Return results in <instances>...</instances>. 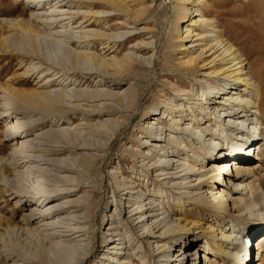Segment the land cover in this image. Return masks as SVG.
Segmentation results:
<instances>
[{"label": "bare ground", "instance_id": "1", "mask_svg": "<svg viewBox=\"0 0 264 264\" xmlns=\"http://www.w3.org/2000/svg\"><path fill=\"white\" fill-rule=\"evenodd\" d=\"M175 1L174 17L167 38L171 46H174L175 39H178L177 46L180 47L182 53H185L184 58L179 56L175 59L177 66L182 67L185 72L192 73L200 63L203 68L201 75L206 76L213 82V85L207 89L200 87V93L199 90L184 92L181 98L166 102L165 105L155 101L151 110L142 113V122L138 131L140 135L137 138L138 144L135 148L128 149L132 160L127 165L131 170L129 174H124L118 167L113 171L112 177L116 187L112 189L113 198L104 203L105 207L109 209L103 215L102 224H104L103 228L107 225L106 231L108 232L104 235L103 241L106 250L101 253L99 264H104L105 261H109L111 264H127V262L150 264V261L155 262L152 264H158L156 259L162 262L160 264H170L169 260L173 256L170 248L173 246L178 247L177 252L182 251L175 254L176 256L174 255L175 258L171 260L172 264H187L188 255L200 250L204 252V264H211L210 256L218 250L227 251L228 248L227 256L223 259L219 258L218 264L226 262H231L230 264H248V262L264 264V232L254 239L256 242L254 246L255 258H248L250 256L248 243L260 228H264V221L261 223L257 219H252V222L247 226L236 228L233 223L235 219L230 218L229 223L233 228L231 231H229L230 227L220 225L214 227L212 223H209L208 228L217 229V234H219L217 240H212L198 231L188 233L196 226L192 228L188 223V218L181 215L185 207L189 206V203L186 206L185 202L192 201L191 205H195L197 210L202 209L199 203H203L212 207V218L220 223V220L224 219V215L219 210L227 207L228 197L237 194L232 197L231 204L238 207L241 203L242 206L238 212L244 213L242 218L245 220L241 219L240 221L248 223L251 220L249 218L255 214L254 206L257 204L256 189L262 187L263 183L259 181L258 186L255 187L252 179L247 180L250 175H254V168L260 166L258 161L255 162V166H251V160L256 154L251 153L250 150L252 146L258 147L257 152L262 154L264 136L261 135L259 140L252 142L250 147L249 143L255 135V129L261 124H257V118H255L256 121L249 122L247 125L245 123L249 114L255 116L256 113L264 111V103L252 99L245 102L243 96L249 94L256 100L257 97L263 98L264 92L259 85L255 84L254 74L245 69L248 62L241 51L222 35L221 28L216 27L218 21L207 17L205 12L198 7L197 4L202 0ZM24 3L31 9L29 15L34 19L35 26L31 22L29 24L28 22L8 21L7 28L9 30L3 33L0 29V42L5 44L8 49L23 54L27 53L26 55L32 59L36 58L37 62H34L36 65L28 62L24 73L27 76L41 77L39 81L42 80L43 89L23 90L8 85L2 87L0 118L5 122L3 135L7 141H12L15 145L19 140V145L13 146L12 161L8 164L12 165V169L17 172L18 177L22 176L29 181L28 186L18 181H16L18 185L13 184L15 182L9 183L13 189L5 188V191L12 198H16L15 203H20L17 210H28L22 216L25 225L32 221H39L43 228L39 231L35 230L37 245L27 249L25 242L20 239L21 236H24L22 225L15 223L14 219L0 217V222H5L4 231L8 239L4 238L5 244L10 240L15 248L12 250V245H5V255L0 257V264H54L49 255L52 243L51 241L46 243L43 238L50 239V235H54L53 233L56 231L61 237H64L63 242L72 241L75 243L79 241L76 244L82 251H78L73 256V262L74 264H83L93 251L96 231L92 225L90 226V223L97 211L91 210L92 199L90 200L89 197L84 195H80L82 199L74 197L80 190V184L83 181L79 180L81 177L74 178L69 172L82 166L90 159L91 161L97 159L99 154L90 153V151L105 148L111 143L115 134H118V131L125 130L129 123L135 120L134 111L140 97L138 88L133 84L127 85L117 93L97 89H76L75 86L79 85L82 79L86 81L91 78L92 74H97L103 81L120 83L119 76L126 71L129 72L135 60L130 53L118 56L114 50L117 47L116 42L123 43L130 37V34L119 39L125 34L106 31L105 27L108 26V21L110 22L109 17L116 14L123 16L125 22L130 20L136 23L145 14L146 9L139 4L138 0H24ZM45 4H51L49 5L52 7L50 11L55 13L41 14L40 11H37ZM96 6L105 8L97 10ZM105 9L110 10L111 13L107 14ZM79 15L81 16L79 24L76 25L79 29L73 31L71 24ZM83 23H85L84 26L91 23L96 24L97 28L82 30L80 25ZM118 23H120L119 20H115L109 25ZM57 24H59V29ZM144 29L146 28L144 27ZM50 38L64 40L70 44L77 41L82 44L84 49L74 50L65 45L63 46L65 53L62 62L48 64L43 62L44 59L42 60L43 57L38 46L41 42L47 41L45 39ZM95 43L99 44L100 49H111V52L114 51V53L106 57L103 53L99 54L90 50ZM139 43L143 47L138 48V51L146 48L150 50L149 56L152 63L156 55L155 42L140 41ZM192 46L197 47L193 49ZM42 74L43 76H41ZM197 77H194L196 82L199 80ZM97 78L96 76L92 77V79ZM214 78H219L222 82L215 83L212 80ZM48 83L50 85L56 83L61 86L48 89L50 86ZM69 85H73V87L68 88ZM104 97L113 98L116 106L111 105L116 113H120V118H109L98 123H91L90 119H84L79 123L83 126L76 128L78 131L75 128L74 130L73 128L70 130L58 128L64 121L74 122L71 121L72 116L68 115V112H73L78 106H82L79 100L92 101ZM65 101L68 104L64 103ZM234 102L238 105L235 106ZM104 103L99 100L96 102V106L102 109L106 106ZM204 107L208 110H205ZM30 113L40 114L39 116L44 113H54L56 114L55 119L58 118L57 120H61V122L59 124L58 121L54 122L56 128L50 126L40 131L39 134H42V137L29 138L27 136L33 129L34 122L28 117ZM175 113L178 117H174ZM184 116H189V118L182 121L185 119ZM12 118H14L13 121ZM38 118L40 120V117ZM166 118L170 123H164V127L168 128L160 127ZM225 118H228L227 121ZM228 130L235 131L234 135L226 137ZM223 132L226 134L223 135ZM206 133L210 134L212 140L206 142ZM44 141L46 145H49L48 148L37 149L36 147L43 145ZM58 143L62 144L58 145ZM138 146L145 148L140 149ZM31 150L36 151L37 155H32ZM51 153L70 154L71 158L66 161L51 159V157L39 158L43 155L50 156ZM9 154L11 156V153ZM139 157L141 163H136ZM5 160L6 158L0 156L2 178L6 169ZM21 163H33V165H26L25 172L16 170V166ZM42 163L48 166L53 164V167L40 168ZM73 163H75L74 166ZM232 163L238 165L229 170ZM76 173L80 176L79 172ZM117 173L122 175L120 181ZM47 176L53 177L54 183L50 184V181H44L43 178ZM60 177L63 179L59 180ZM3 180L6 182V178ZM62 180L64 186L55 184ZM219 182H221V190L216 193L212 192L208 184H219ZM224 186L229 188L225 189ZM203 187H205L204 190H202ZM248 192L250 197L246 199L245 196ZM262 194L264 201V191ZM112 205L116 212L112 210L108 214ZM70 207H75V209L69 211ZM54 216L56 218L51 219ZM75 217L78 219L74 220ZM59 219H64V222H60ZM72 221H75L73 224L76 223L77 226H71L70 222ZM53 224L54 227H50ZM123 226L130 232L135 244L139 242V247L137 245L134 248L135 244H132L131 238L125 239L127 233L125 235L124 232H121ZM18 229L21 230L18 231ZM27 230L28 233L25 232V236L29 234L32 237L34 234L32 228ZM5 235L2 232V236ZM79 236L81 237L78 238ZM225 242L227 246L223 249ZM72 243L69 245H74ZM150 245L151 249L148 248ZM190 245L196 246L188 249L189 253H185L184 250ZM137 248L142 249V256L139 255ZM70 249L63 243L61 247L58 246L56 255L61 256L62 259H59L57 264H69V257L63 256L61 251L71 255ZM146 255L148 258H145ZM185 258H187L186 262H184ZM195 260V257L192 258L190 264H194ZM70 264L72 263L70 262Z\"/></svg>", "mask_w": 264, "mask_h": 264}, {"label": "rangeland", "instance_id": "2", "mask_svg": "<svg viewBox=\"0 0 264 264\" xmlns=\"http://www.w3.org/2000/svg\"><path fill=\"white\" fill-rule=\"evenodd\" d=\"M138 2L141 6H143L146 9L145 14L141 17L140 20H138L136 23H133L130 20H127L126 21L127 23H126L123 16L116 14V15H111L109 17L108 20H110V22L108 21L107 23L108 26L105 27L106 31L121 32L125 34L123 37H120L119 39L125 38L127 35L130 34V37L126 39L123 43L117 41L116 42L117 47L116 48L113 47V48H115L114 51L117 53L118 56L122 55L123 53H130L133 56V59L135 61L132 63L133 64L132 69H130L129 72L126 71L123 73V75L119 76V80H120L119 84H117L115 81H107V80L103 81V79H101L97 74H92L91 75L92 77L96 76L98 77L97 79H100V80L92 79V77L87 79L86 81L82 79L79 85L75 86L76 89H85V90L86 89L87 90L97 89V90H102V91L106 90V91H111L112 93H117L119 90L125 88L127 85L133 84L138 88L139 97H140L138 106L136 110L134 111V115H136L135 120L129 123L128 127L125 130L118 131V134H115L111 143L107 145L105 148H103L102 150H91L90 151V153L93 152L94 154H99L97 159H95L94 161H91L90 159V161L85 162V164H83L82 166H78V168H76L77 170L75 169L72 172H69L70 175H72L74 178L79 179V177H81L82 179L80 178L79 180L83 181L80 184L81 185L80 190L74 195V197H77L79 199H82V196L80 197V195L89 197L90 200L92 199L91 207H90L91 210L97 211L94 215L93 220L90 223V226L92 225V227L96 231V238H95L93 251L91 252L89 257L85 259V262L83 264H99L101 253L106 250V247H104L105 242L103 240H104V235L108 231H106L107 225L103 228L104 224H102V218L109 208H106L104 203L109 202L113 198L112 189L116 187V183L114 182V178L112 177L113 171L117 170V167H118L122 169L124 174H129V171L131 170L127 165V163H130L132 160L131 159L132 157L130 156L128 149L130 147L135 148V146L138 144L137 138H138V135H140V132L138 131L140 130V124L142 122L141 120L142 113L145 111H148L149 109L151 110L153 108L155 101H157L161 105H165L166 102H169V101L172 102L173 100L175 101L181 98L184 92L185 93L194 92V91L197 92V90H199L200 87L201 88L205 87L207 89L209 87H212L213 85V82L208 80L206 76L201 75L203 68L200 66V63L197 64L195 71L192 73L185 72L183 71L182 67L177 66V61L175 59L179 56L181 58H184L185 53H182V50H180V47L177 46L178 39H175V42L173 44L174 46H171L167 38V34L169 32L172 19L174 17V9H175L176 1L175 0H138ZM49 5L51 4H45L41 6V8H39L37 11H40L41 14L42 13L51 14L52 11H50V8L52 7H50ZM197 5L202 11L205 12V15L207 17H210L212 19L214 18L216 19V21H218V23H216V27L221 28L222 35H224L228 39V41L232 43L234 47L238 48L239 51H241L243 56L246 58V61L248 62L245 65L246 66L245 69L247 70V72L251 71L254 74V77H255L254 80H256L255 84L259 85L261 90L264 92V0H202ZM96 8L97 10H100V9H104L105 7L102 8V7L96 6ZM30 10L31 9L25 5L24 0H0V29L3 31V33H5L6 30H9L7 28L8 21H16L20 23L28 22L29 24L31 22V24L35 26L34 21H33L34 19L31 18L29 15ZM105 11L107 14L111 13V11L108 9H105ZM54 13L55 12H52V14ZM80 17L81 16L79 15V17L75 19V22L71 24V27H73L72 29L73 31H77L79 29L78 27H76V25L79 24ZM115 20H119L120 23L109 25L111 22H115ZM84 24L85 23L80 25L82 30H87L88 28H94V29L97 28V25L93 23L86 25V26H84ZM56 26L58 28L59 24H57ZM143 26L146 29H144ZM45 40L47 41L41 42L38 47L43 57L42 60L44 59L43 62H46L48 64L50 63L55 64V63L62 62L64 53H65V49L63 46L65 45L68 48L70 47L71 49H74V50L84 49L82 47V44H79V42L77 41H73L72 44H70V42H65L64 40L63 41L54 40L51 38L45 39ZM140 41H143L145 43L155 42L156 55L152 63L150 62L151 57L149 56L150 50H148V48L142 51H138V48L143 47V45L139 43ZM196 47L197 46H194V47L192 46L191 48L195 49ZM90 50H94L95 52L99 54L103 53L106 57H109L110 54L114 53V51L111 52V49L109 50L100 49V46L98 43H95L92 46V48H90ZM26 54L27 53L23 54L21 52L14 51L12 49H8L7 46H5V44L3 45L0 42V103H2L1 101L3 98L2 97V93H3L2 87L5 85H8L9 87H12V88L23 89V90H35V89L42 90L43 89V86L41 84L42 80L39 81L41 77L37 78L35 75L27 76L24 73V68L28 64V62L30 63L37 62L35 60L36 58L35 59L29 58V56ZM31 57H34V56H31ZM37 65H40V64L37 63ZM51 70L52 68L50 69V71ZM80 70H82V68H80ZM83 71L85 70L83 69ZM192 75L194 77L198 76L197 78H199V80L196 82ZM41 76H43V74ZM212 80L215 81V83L222 82L220 81L219 78H214ZM48 84L50 85V83ZM120 85H121V88H119ZM60 86H61L60 84L56 85V83H51V85L48 86V89H55L57 87L59 88ZM67 87L72 88L73 85H69ZM199 93H200V90H199ZM243 97H244L243 101L245 102H248L252 99L257 102L263 101L264 103V97L263 98L257 97L256 100L253 96L249 94H244ZM104 98L99 99L100 102H105L104 105L106 106L109 104V106L107 107H111V108H107L105 106V107H102V109H99L96 106V102L99 100H92V101L79 100V103H81L82 106H78L77 108L78 110L76 109L73 112L71 111L68 112L69 113L68 115L72 116L71 121L73 120L74 122L70 123V121H64V123L62 125H59L58 128L69 129V130L72 128L74 130L75 128V130L78 131V129L76 128H81L83 126V124H79V123H81L82 120L84 121V119H88V120L90 119L91 123L93 122L98 123V122H101L102 120H107L109 118H112V119H116V117L120 118V113H116L115 112L116 110H114L113 105L116 106V104L113 98L111 99L106 98V97ZM64 103H66V101ZM234 104L235 106L238 105L236 102H234ZM204 109L208 110L205 107ZM39 115L40 114H33V113L28 114V117H30L29 119L31 120L33 119V121L36 122V123L33 122L32 126H33V129L35 130L32 129L29 132L27 136L29 138L34 137V136L42 137V134H39L40 131H42L43 129H47L50 126H52V128H56V124L54 123L58 121L57 120L58 118L55 119L56 114L44 113L43 114L44 116L43 115L39 116ZM36 116L37 118H35ZM38 117H40V120ZM41 117H44V118H41ZM174 117H178L177 113H175ZM183 118L185 119H182V121L183 120L186 121L187 120L186 118H189V116H184ZM255 118H257V124L259 123L261 124L260 127H258V128H261L260 131H258V134H261L262 136H264V111L256 113L255 116L253 114H249L246 117L247 120L245 124L247 125V123L249 122L256 121ZM35 119H38V120L35 121ZM225 119H226L225 121H227L228 118H225ZM11 120L13 121L14 118H12ZM60 122L61 120L58 121V124ZM164 123L169 124L170 121L166 118L164 122L160 124V127L162 126V128H168L167 126L164 127ZM4 124L5 122L3 121L2 118H0V156L6 158L5 160L6 169L4 170L5 171L4 176L6 178V182L3 180L5 179L4 176L2 178L3 174L0 173V217H2L3 219L5 218L14 219V222L20 226L22 225L21 227L23 229L32 228V232H34L32 237L29 234L25 236V234L28 233L27 229L26 230L22 229V233L24 236L20 237V239L23 240L22 242H25L26 248L30 249L31 247L33 248L34 245H37V240L35 239V232L37 230L39 231L43 227L40 225L41 222L39 223V221H36V222L32 221L30 224L25 225V221L23 220L22 216L23 214L25 215L28 212V210L27 209L26 210L24 209L22 211L17 210L20 203H15L16 198H12L11 195H9L7 191H5V188H12L10 184L13 182H15L13 183L15 185H18L16 183V181H18V182L24 183L23 185L28 186L29 181L28 179L25 180L22 176L18 177L16 175L17 172L12 169V165L8 164V162L12 161V151H13L12 149L15 144L12 141H7V139L4 138V135H3V132H5ZM34 124L38 126H35ZM245 126H244V129H245ZM256 130L257 129H255V131ZM35 133H37L38 135L37 134L35 135ZM226 133H227L226 137H228V136L234 135L235 131L228 130ZM226 133L223 132V135H225ZM174 135H177V133H174ZM205 138H206V142L209 140H212L210 134H207V133H206ZM33 141L35 142V138L33 139ZM37 142L39 143L40 139ZM44 142H42L43 145H39L36 148L37 149L48 148L49 145H46V142L45 143ZM60 144L62 143H58V145ZM18 145H19V140L15 146H18ZM249 146L251 147V144ZM254 146H257V145H254ZM1 148H4V149L1 150ZM138 148L143 149L145 147L138 146ZM257 148L256 147L254 148L252 146V149L250 150L251 153L254 152V154H256V156H254V158L251 160V163H252L251 166H255L256 164L255 162L257 161H258L257 163L260 164V166H257L256 168H254L255 170L254 175L253 174L250 175L247 178V180L252 179L254 181L253 186L255 187L258 186L259 181H262L263 185L262 187L256 189L257 204L256 206H254L255 214L250 216L251 218H249L251 220H249L248 223H244L243 220L240 221L241 219L245 220V218H242L244 213L241 214L240 212H238L239 208H241L242 206L241 203L238 205V207L232 206L231 204L232 197L237 196V194H233L231 197H228L227 207L222 210H219V212L222 215H224V219L220 220V223H217L216 221L213 220L212 218L213 211H212L211 206H208L203 203H199V206L202 207V209L197 210L195 205H191L192 201H189V202H185V205L189 203V206L185 207L183 214L181 215L188 218V223L189 225H191L192 228H194L195 226L196 228L194 230L188 231V233H192L193 231L194 232L198 231V233L205 234L212 240H217L219 237V234H217L218 231L217 229L215 230V228L209 229L207 226L209 223H212L214 227H218L219 225L230 227L229 231H231L233 228H231V224L229 223L230 218L235 219V222L233 223L236 228L247 226L249 223L252 222V219H257L261 223L264 221V201H263V194H262L264 191V150L262 151V154H259V152H257ZM254 149H256V151ZM9 153H11V156H9L10 155ZM30 153L34 156L37 155V152L36 151L34 152L33 150H31ZM42 157L43 158L51 157V159H58L61 161H66V160H69V158H71L70 154L56 155L53 153H51L50 156L46 157L43 155V156H40L39 158H42ZM136 163H141L140 157L137 158ZM74 164L75 163H73V166ZM26 165L31 166L33 165V163H27V164L21 163L20 165L16 166V170H22L23 172H25L24 170H25ZM46 166L48 165H46L45 163H42L40 165V168L46 167ZM48 167L52 168L53 164L49 165ZM75 171L79 172L80 176ZM229 173L228 175H230ZM117 177L119 181L122 179V175H120V173H117ZM43 179L44 181H50L49 182L50 184L54 183V180H55L53 177H50V176H47L46 178L44 177ZM58 179L61 180L63 178L60 177ZM55 184L60 185V186L65 185V184L63 185V180ZM208 185H209V189H211V191L214 193L221 190V182H219V184L216 183V184H212V185L208 184ZM224 188L228 189L229 187L224 186ZM204 189L205 187L202 188V190ZM245 197L246 199L250 197L249 192L247 196ZM259 208H262V209H259ZM74 209L75 207H70L69 211L74 210ZM112 210H113V205L111 206L110 211L107 213L108 214L111 213ZM113 212H116V210H113ZM75 213L77 214L78 212H75ZM259 215H262V216L258 217ZM55 218L56 217L54 216L51 219H55ZM73 219L77 220L78 218L75 217ZM59 221L64 222V219L63 220L59 219ZM74 222L75 221L70 222L72 223L71 226H77L76 223L75 225L73 224ZM195 222H196V225H195ZM4 223L5 222H0V257L5 255V251H6L5 245L6 244L7 246L12 245L11 246L12 250L15 249L13 248L12 241L9 240L8 243L5 244V239L6 240L8 239H7V235H5L6 233L4 231L5 230ZM54 224L55 226L57 225L56 222ZM54 224L52 226L50 225V227H54ZM85 225L87 226L88 224H85ZM55 229H58V228L55 227ZM20 230L21 229H18V231ZM2 232L5 235L4 237L2 236ZM121 232H124L125 235L127 233L125 239L131 238L130 232L124 229V226ZM263 232H264V228H260L258 233L250 239V242L248 243L249 253L254 252L255 250L254 246L256 244L254 239ZM53 234L54 235L52 234L50 235V239L43 238V241H46V243L50 241L52 243L50 244V246L52 247L51 249L53 251L51 250L49 253L50 257L52 258V262L54 264H57L62 259L61 256L56 255V251L58 249V246L61 247L63 243L64 245H68L71 248L70 249L71 255H67V252L65 253L64 251H61V254L63 256L64 255L67 256V258L69 257L68 258L69 264L70 262L74 264L73 256L78 251H82V249L78 247V245L76 244V243H79V241L75 243H72V241L63 242L64 237H61L57 231L54 232ZM51 237H54V238H51ZM80 237L81 236H79L78 238ZM78 238H75V239H78ZM130 240L133 241L132 244H135V240H133V237ZM56 242L58 246H55L57 245L55 244ZM71 243L74 245H69ZM138 243L139 242L135 244L134 248H136ZM196 245H190L189 247L186 248V250H184V252L189 253L187 252V250L191 249L192 247H195ZM226 246H227L226 242L225 244L223 243V249H225ZM148 248L151 249V245L148 246ZM173 249H175V251H173ZM136 250H139L140 256L143 255L141 248L139 249L137 248ZM177 250H178L177 246H173L170 248V252H172L173 254V256L169 260L170 264H172L171 260L175 258L176 256L175 254H178L179 252L182 251L180 250L177 252ZM226 250L229 251V248ZM227 251L221 252L220 250H218L214 255L210 256L212 258L211 264H214L215 262L216 264H218L219 258L223 259L227 256ZM203 254L204 252L201 250L199 252L196 251V253L191 252L188 255V261L186 262L187 258H185L184 262H186L187 264H190V260L195 257L196 260L194 264H204L205 259L203 257ZM147 256L148 255H146L145 258H148ZM251 257L253 259L255 258L254 255ZM156 260H157V263L159 262L158 264L162 263L161 261H159V259H156ZM152 263H155V262L150 261V264ZM230 263L231 262H226L225 264H230ZM104 264H111V262L105 261ZM127 264H130V262H127ZM248 264L250 263L248 262Z\"/></svg>", "mask_w": 264, "mask_h": 264}]
</instances>
